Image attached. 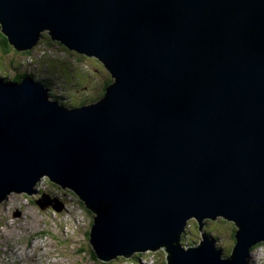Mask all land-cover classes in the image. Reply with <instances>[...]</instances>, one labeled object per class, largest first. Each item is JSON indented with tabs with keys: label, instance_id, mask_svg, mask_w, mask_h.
<instances>
[{
	"label": "water",
	"instance_id": "water-1",
	"mask_svg": "<svg viewBox=\"0 0 264 264\" xmlns=\"http://www.w3.org/2000/svg\"><path fill=\"white\" fill-rule=\"evenodd\" d=\"M0 27L17 50L45 28L115 77L82 110L0 83V191L87 200L106 259L164 246L168 264H240L264 238V0H0ZM192 216L204 241L183 250ZM217 216L239 227L221 260L202 232Z\"/></svg>",
	"mask_w": 264,
	"mask_h": 264
},
{
	"label": "rangeland",
	"instance_id": "rangeland-1",
	"mask_svg": "<svg viewBox=\"0 0 264 264\" xmlns=\"http://www.w3.org/2000/svg\"><path fill=\"white\" fill-rule=\"evenodd\" d=\"M38 37L29 50L13 48L9 54L0 50L1 77L12 79L19 73H27L38 81H49L50 99L70 108L94 103L103 97L105 87L114 80L101 61L68 49L53 40L48 30ZM45 193L64 201L63 192L37 186L36 193L29 197L12 192L0 202V264H168L165 247L111 261L94 258L89 238L92 213L86 207L84 212L74 211L75 207H70L66 200L68 209L62 208L61 212L55 208H47L50 212L42 210L35 200ZM236 229V222L224 216L208 219L202 225L203 234L210 233L216 239L215 245L225 257L235 244ZM201 240L199 222L193 217L188 220L181 241L189 248ZM98 251L105 254L104 246L100 245ZM248 260L249 264H264V242L253 246Z\"/></svg>",
	"mask_w": 264,
	"mask_h": 264
},
{
	"label": "bare ground",
	"instance_id": "bare-ground-1",
	"mask_svg": "<svg viewBox=\"0 0 264 264\" xmlns=\"http://www.w3.org/2000/svg\"><path fill=\"white\" fill-rule=\"evenodd\" d=\"M44 30H47V29H45V28H42V30L39 32V34L36 36V38L34 39V40H37V38H39L38 36H42V31H44ZM49 31V30H48ZM1 33L8 39V41H9V43L13 46V44H12V41H11V39H10V36H9V34L7 33V32H5L2 28H1ZM49 34H50V37L53 39V36H52V34H51V32L49 31ZM32 41V43L28 46V47H26V48H24V49H22V50H17V49H15V50H17V51H24V50H28V49H31L32 48V46L37 42V41ZM40 40V39H39ZM53 40H55V39H53ZM68 49H71V50H74V51H76V52H78V53H80V54H83V55H88V56H94V57H96L99 61H101L96 55H93V54H90V53H86V52H84V51H79L78 49H75V48H72V47H70V46H67V45H65ZM14 48V47H13ZM102 62V61H101ZM103 63V62H102ZM104 64V63H103ZM104 66L106 67V69L111 73V75H112V77H113V80L115 81V77H114V74H113V72L104 64ZM4 77V76H3ZM3 77H1L0 76V83L1 84H4V85H6V86H9V87H13V86H15V85H17V84H19V83H21V82H23V81H31V82H33L34 84H36L38 87H40L41 89H43L44 91H45V94H46V96H47V98H49L50 99V91H49V89L47 88V87H45L44 85H43V83L42 82H39V81H36L35 79H33L31 76H26V77H24L21 81H13V80H5ZM114 81L113 82H111L109 85H107L106 86V88H105V93H104V95H103V97L100 99V100H98L97 102H94V103H90V104H85V105H81V106H77V107H66V106H63V105H61L60 103H58V101H55V100H52V99H50V100H52L53 102H55V103H57L58 105H60L61 107H63L64 109H66V110H82V109H85V108H88V107H91V106H94V105H97V104H99V103H101L105 98H106V96H107V94H108V91H109V89H110V87L112 86V84L114 83ZM36 187L37 186H35V185H31V184H29V185H26V186H19L18 188H20L21 190L20 191H18V190H15V189H17V187H15V188H10V189H5V190H1L0 191V195H1V197H2V199L0 200V202L6 197V195H9L10 193H24L25 195H27L28 197L29 196H31L32 194H35L36 193ZM12 190V191H11ZM38 191V190H37ZM56 191H58V190H56ZM60 192V191H59ZM62 192V191H61ZM64 193V195H65V197H64V201H62L58 196H56L55 198H52V197H50V195H48L49 193H45L41 198H39V199H36L35 200V202H36V204L40 207V209H42V210H47L48 212H50L47 208H52V209H56V210H58V211H63L62 210V208L63 209H68V207H66V204H65V200L68 202V205L70 204V207H75L74 208V211H77V210H82L83 212H84V210H85V208L84 207H86V209H88L91 213H92V215H93V223H92V226H91V229H90V232H89V238H90V242H91V244H92V246H93V249H94V252L96 253V255H97V257L100 259V260H102V261H111V260H113V259H115V258H117V257H120V256H131L133 253H135V252H143V251H145V250H148V249H155V248H159V247H162V248H164V246H158V247H146L147 249H145V250H132V251H129V252H125V253H122V254H119V255H116V256H113V257H110V258H107L106 259V257H105V254H102L101 252H99L98 251V248H99V246L100 245H102V246H104V244H103V238H102V231H101V227H100V225H99V223H98V220H97V218H96V216H95V214H94V211H93V209H92V207H90L89 205H88V201L87 200H84V199H82V198H79V197H76V196H73V195H70V194H67V193H65V192H63ZM29 199H27V201H28ZM53 203H55L56 204V206H54L53 205ZM69 207V208H70ZM220 216H217L215 219H217V218H219ZM191 218H193V216L192 217H190V218H188L185 222H184V224H183V226H182V229H181V234H180V243H181V249H183V250H187L188 249V247H185L183 244H182V242H181V238H182V235H183V233L186 231V228H187V222H188V220H190ZM195 218V217H194ZM196 219V218H195ZM208 219H212V218H203V225H204V223L206 222V220H208ZM215 219H212V220H215ZM199 222V221H198ZM237 228L239 229V227L237 226ZM238 229H236V232L238 231ZM236 234V233H235ZM204 235H206L208 238H210L211 240H212V243H213V247H214V249H215V251H216V253H217V257H218V259H227L233 252H234V250H235V247H236V244H237V238H236V235H235V244L233 245V248H232V250H231V254L229 255V256H227V257H225V256H223V254H222V250L221 249H219V248H217V246L215 245V239L212 237V236H210L209 234H207V233H205ZM204 241V239H203V237H202V240L198 243V244H195V245H191V246H189V248L190 247H193V246H197V245H199V244H201L202 242ZM259 242H264V241H261L260 240V237L259 238H257L255 241H253L251 244H249L248 246H246L244 249H242L241 250V256H240V264H249V257H250V253H251V250H252V248H253V246L255 245V244H257V243H259ZM102 243V244H101ZM145 248V247H144ZM167 249V248H166ZM167 251H168V255H167V259H169V256H170V250H168L167 249ZM97 258V259H98Z\"/></svg>",
	"mask_w": 264,
	"mask_h": 264
},
{
	"label": "trees",
	"instance_id": "trees-1",
	"mask_svg": "<svg viewBox=\"0 0 264 264\" xmlns=\"http://www.w3.org/2000/svg\"><path fill=\"white\" fill-rule=\"evenodd\" d=\"M0 50L3 52V53H5V54H9L12 50H14L13 49V46L9 43V41H8V39L1 33L0 34ZM29 50V49H28ZM17 51V50H16ZM26 76H31L32 78L34 77L32 74H27V73H19L18 75H15L12 79H9L8 77H3L5 80H13V81H21L24 77H26ZM33 79H35L36 81H38L37 80V78H33ZM39 82H41V81H39ZM47 82H49V81H43L42 83H43V85L45 86V87H49V84H50V82L49 83H47ZM107 85H109V84H107ZM106 88V87H105ZM49 89V88H48ZM105 92V91H104ZM65 106V105H64ZM67 107V106H66ZM207 221V220H206ZM207 234H209V235H211L210 233H207ZM214 238V237H213ZM215 239V238H214ZM216 240V239H215ZM182 242V244H184L183 243V241H181ZM94 255H93V257L94 258H98L97 257V255H96V253H93ZM231 254V253H230Z\"/></svg>",
	"mask_w": 264,
	"mask_h": 264
}]
</instances>
